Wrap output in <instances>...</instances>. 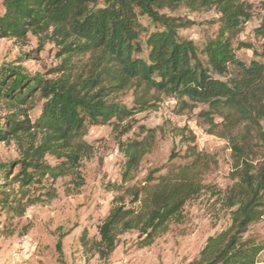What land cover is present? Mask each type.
Listing matches in <instances>:
<instances>
[{
	"label": "trees",
	"instance_id": "1",
	"mask_svg": "<svg viewBox=\"0 0 264 264\" xmlns=\"http://www.w3.org/2000/svg\"><path fill=\"white\" fill-rule=\"evenodd\" d=\"M0 40L25 42L30 35L60 47L61 62L48 81L19 78L0 68V143L12 142L19 159L0 164V210L21 215L33 203L30 194L78 173L79 163L91 155L84 142L89 129L117 126L153 107L156 95L206 106L199 117L212 135L226 139L231 148L236 182L222 195L229 225L209 237L189 264H258L261 247L246 235L264 213V48L233 37L249 21V8L240 0H0ZM214 9L222 31L201 52L189 40L178 38V20L163 11ZM146 17L158 28L139 43ZM264 41V17L254 30ZM249 50L255 58L246 64L236 57ZM86 57V60H84ZM203 58V59H202ZM132 91L126 108L116 96ZM42 100L39 118L31 123L30 104ZM186 105V102H182ZM215 117L221 119L215 123ZM241 128V131H240ZM219 129L221 132H219ZM235 131H240L234 134ZM257 146H252V134ZM255 144V145H256ZM122 195L97 228V240L80 238L85 254L107 260L118 237L136 232L145 246L156 232L178 223L185 205L209 187L199 182L202 164L191 149V161L168 166L163 174L150 173L142 187H125L142 156L141 142L124 146ZM56 161L49 165L46 159ZM128 200V205L125 201Z\"/></svg>",
	"mask_w": 264,
	"mask_h": 264
},
{
	"label": "rangeland",
	"instance_id": "2",
	"mask_svg": "<svg viewBox=\"0 0 264 264\" xmlns=\"http://www.w3.org/2000/svg\"><path fill=\"white\" fill-rule=\"evenodd\" d=\"M240 1L249 8L250 17L234 35L233 42L251 44L260 53L264 41L255 38L254 30L264 17V0ZM3 13L0 4V17ZM162 13L178 20V38L191 41L199 52L222 31L221 17L214 9L180 7ZM139 23L142 53L137 56L146 58V37L158 26L146 17L139 18ZM59 50L54 42L30 35L25 42L0 40V68H9L19 78L29 81L52 80L55 78L52 71L61 62ZM236 57L246 64L260 61L245 49L237 52ZM116 99L129 108L132 91L122 92ZM152 104L151 109L117 126L89 129L83 140L91 147V155L79 163L78 173L51 184L52 198L41 197L44 190L36 191L29 195L34 201L21 215L0 210V264H189L209 237L229 225V214L221 199L236 182L231 148L226 139L209 133L208 125L199 117L206 106L163 95H156ZM42 105L40 99L30 104L26 115L31 123L39 118ZM4 114L0 111V116ZM220 122L215 117V123ZM254 135L251 144L257 146ZM135 141L142 143V156L125 187L140 188L150 173L156 177L170 165L190 162L192 149L202 164L199 182L209 189L185 205L180 222L156 232L151 245L145 246L136 232H127L118 237L116 249L109 258L100 260L97 255L83 252L80 238L86 233L89 240L98 239L97 228L111 210L113 198L122 195L116 188L122 184L124 146ZM18 159L12 142L0 143V164L15 163ZM46 162L56 164L50 157ZM125 203L128 205L127 199ZM246 235L260 245L257 261L264 264V213Z\"/></svg>",
	"mask_w": 264,
	"mask_h": 264
}]
</instances>
